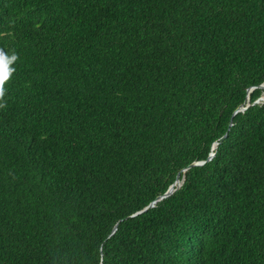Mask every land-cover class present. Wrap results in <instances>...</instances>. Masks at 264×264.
Segmentation results:
<instances>
[{"label":"trees","instance_id":"obj_1","mask_svg":"<svg viewBox=\"0 0 264 264\" xmlns=\"http://www.w3.org/2000/svg\"><path fill=\"white\" fill-rule=\"evenodd\" d=\"M0 54V264H264V0H0Z\"/></svg>","mask_w":264,"mask_h":264},{"label":"water","instance_id":"obj_2","mask_svg":"<svg viewBox=\"0 0 264 264\" xmlns=\"http://www.w3.org/2000/svg\"><path fill=\"white\" fill-rule=\"evenodd\" d=\"M256 87L249 89L248 92H252ZM260 88H264V84L260 86ZM248 101H247V105L246 106H242L240 107L235 114H237L238 112H243L246 109H248L252 104L249 103L250 97L248 96ZM264 102V96H262L261 98H259L255 103H261ZM218 142H216L213 146V149H215L218 146ZM215 156V152H212L209 156V158L207 159V161H210L211 159H213V157ZM207 161H201V162H194L191 165L188 166L187 169H190L194 166H201L203 164H205ZM185 169V170H187ZM184 180H180V174L177 176L176 181L169 187V189L165 192V194H163L162 196H159L154 202H152L149 206H147L145 209H143L142 211L138 212L137 214H135L134 216L148 210L149 208H152L155 206V204L159 201H162L165 198H168L170 196H172L183 184ZM117 230V226L114 228V232Z\"/></svg>","mask_w":264,"mask_h":264},{"label":"snow or ice","instance_id":"obj_3","mask_svg":"<svg viewBox=\"0 0 264 264\" xmlns=\"http://www.w3.org/2000/svg\"><path fill=\"white\" fill-rule=\"evenodd\" d=\"M4 58H3V56H2V54H0V60H3Z\"/></svg>","mask_w":264,"mask_h":264},{"label":"clouds","instance_id":"obj_4","mask_svg":"<svg viewBox=\"0 0 264 264\" xmlns=\"http://www.w3.org/2000/svg\"><path fill=\"white\" fill-rule=\"evenodd\" d=\"M0 98H2V97H0ZM5 105H3V104H0V107H4Z\"/></svg>","mask_w":264,"mask_h":264},{"label":"rangeland","instance_id":"obj_5","mask_svg":"<svg viewBox=\"0 0 264 264\" xmlns=\"http://www.w3.org/2000/svg\"><path fill=\"white\" fill-rule=\"evenodd\" d=\"M264 96V95H263ZM261 103H264V102H261Z\"/></svg>","mask_w":264,"mask_h":264}]
</instances>
